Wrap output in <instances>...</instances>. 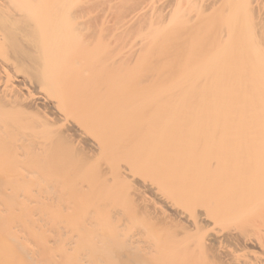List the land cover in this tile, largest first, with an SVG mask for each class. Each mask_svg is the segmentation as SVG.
<instances>
[{
  "label": "bare ground",
  "instance_id": "obj_1",
  "mask_svg": "<svg viewBox=\"0 0 264 264\" xmlns=\"http://www.w3.org/2000/svg\"><path fill=\"white\" fill-rule=\"evenodd\" d=\"M0 264H264V0H0Z\"/></svg>",
  "mask_w": 264,
  "mask_h": 264
}]
</instances>
